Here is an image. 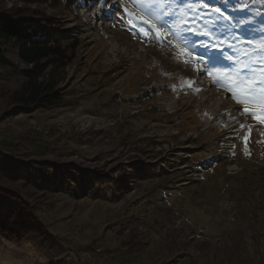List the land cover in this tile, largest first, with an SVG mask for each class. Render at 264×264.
I'll return each instance as SVG.
<instances>
[{"label":"rangeland","instance_id":"obj_1","mask_svg":"<svg viewBox=\"0 0 264 264\" xmlns=\"http://www.w3.org/2000/svg\"><path fill=\"white\" fill-rule=\"evenodd\" d=\"M233 3L226 13L246 17ZM250 11L252 31H232L257 41L264 0ZM128 12L142 14L131 0H0V25L35 26L73 52L47 69L62 102L20 111L10 97L22 40L3 43L0 186L20 199L3 202L0 220L22 201L37 222L18 239L0 233V264H264V124L194 70L163 24L158 38Z\"/></svg>","mask_w":264,"mask_h":264},{"label":"snow or ice","instance_id":"obj_2","mask_svg":"<svg viewBox=\"0 0 264 264\" xmlns=\"http://www.w3.org/2000/svg\"><path fill=\"white\" fill-rule=\"evenodd\" d=\"M105 2L106 0H101V5ZM252 2L253 0H235V3L231 5V11L247 13L246 17H237L228 15L224 10L229 6L230 0H182V2L180 0H131L142 14L128 12V15L132 17L129 23L136 20L150 25L158 38H163L169 33L173 35L178 42V51L188 59L198 61V64L193 65L194 70L206 73L213 85L224 87L232 99L242 106L240 111L243 114H250L254 120L264 124V36L253 41L232 31L233 28L241 27L245 28V32L252 31L251 28L246 27L253 23V14L250 11ZM210 4L215 6L209 7ZM200 9L205 11L200 12ZM125 11L128 10L125 9ZM202 17L208 19L201 22ZM222 20H234L236 23L229 27L223 25ZM157 23L163 24L169 33L162 32L157 27ZM261 23L264 24V21ZM225 28H227V35H224ZM145 34L152 33L145 30ZM225 43L234 53L240 52L243 62L223 50L222 46ZM239 45H247L249 48L246 51L240 50L237 47ZM196 48L203 49V53H196ZM188 59L184 62L187 63ZM222 61H228L231 66L222 67ZM194 83L195 81H187V86L191 88ZM195 90L199 91V89ZM257 105H259V115H257ZM229 117L237 119L231 114ZM238 127L243 128L244 125L239 124ZM230 131L234 132L235 129ZM261 135L264 136V133ZM247 140L246 134L245 147Z\"/></svg>","mask_w":264,"mask_h":264},{"label":"trees","instance_id":"obj_3","mask_svg":"<svg viewBox=\"0 0 264 264\" xmlns=\"http://www.w3.org/2000/svg\"><path fill=\"white\" fill-rule=\"evenodd\" d=\"M37 30L40 29L35 26L21 25L20 22L11 19L4 20L0 25V66L10 64L2 49L3 43L10 40H22L17 48V56L19 62L26 65L20 70L23 82L17 90L12 92L10 97L12 105L19 107L20 111L31 108L49 109L62 102V96L56 89L57 81L48 77L47 69L49 67H52V70L64 68L73 57V52L68 54L59 41L38 40L36 38ZM76 45L77 43L73 42L72 50ZM17 197L16 193L13 194L0 186V219L1 212L6 208L3 202L5 203L8 199L19 201L20 197ZM32 212V207L22 201L19 207H11L6 219L0 220V233L7 236L11 229L14 238L18 239L21 237L19 235L21 232L37 222L32 216ZM119 253V250H113L109 254L117 255Z\"/></svg>","mask_w":264,"mask_h":264},{"label":"bare ground","instance_id":"obj_4","mask_svg":"<svg viewBox=\"0 0 264 264\" xmlns=\"http://www.w3.org/2000/svg\"><path fill=\"white\" fill-rule=\"evenodd\" d=\"M233 136L232 135H227V139H230V138H232ZM228 142V141H227ZM225 148H227V144H225Z\"/></svg>","mask_w":264,"mask_h":264}]
</instances>
